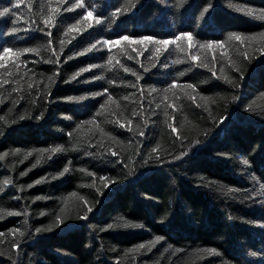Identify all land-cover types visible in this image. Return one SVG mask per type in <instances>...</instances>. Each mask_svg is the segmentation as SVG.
Listing matches in <instances>:
<instances>
[{
    "label": "trees",
    "instance_id": "trees-1",
    "mask_svg": "<svg viewBox=\"0 0 264 264\" xmlns=\"http://www.w3.org/2000/svg\"><path fill=\"white\" fill-rule=\"evenodd\" d=\"M0 12V264H264V0Z\"/></svg>",
    "mask_w": 264,
    "mask_h": 264
},
{
    "label": "snow or ice",
    "instance_id": "snow-or-ice-1",
    "mask_svg": "<svg viewBox=\"0 0 264 264\" xmlns=\"http://www.w3.org/2000/svg\"><path fill=\"white\" fill-rule=\"evenodd\" d=\"M76 7H80V6H82V5H80V4H77V5H75ZM69 11L70 10H72L71 8H69L68 9ZM7 11V10H6ZM243 11H245V13L247 14V15H253L254 13H253V10L252 9H244ZM6 13L5 12H0V16H3V15H5ZM88 16H92V13L91 12H88V14H87ZM255 15H256V17L258 18V19H261V20H264V12H261V13H255ZM51 16H49L46 20H45V26H47L50 22H51ZM97 22H99V21H97ZM49 35H51V32H49L48 33ZM185 38H187L188 40H191V36L190 35H186V37ZM233 39H235V40H237V41H239V40H241L242 38H241V36H239V35H234L233 37H232ZM123 39H125V40H128L129 38L128 37H123ZM157 43H161V44H165V45H167V44H169V43H171V41H168V40H164V41H157ZM209 47H211V45H208ZM201 47H204V45H201ZM4 51V53L5 54H11V50L10 49H4L3 50ZM23 51H25V52H29V51H36L35 49H25V50H23ZM17 57L20 55V53H16L15 54ZM0 67H4V65H0ZM126 71H127V69H125ZM76 75L78 76L79 75V73H76ZM73 79H75V76L73 77ZM29 86H31V85H29ZM189 87H191L190 85H189ZM173 130H175V129H173ZM60 149H53L52 151H59ZM29 155H30V153H29ZM0 158H2V157H0ZM177 159H179V157H177ZM37 163H39V160L37 161ZM68 171V169L67 168H65L64 169V172H67ZM89 211H91V209H89ZM8 215H19V213H12V212H9V213H7ZM141 247H144L143 245H141Z\"/></svg>",
    "mask_w": 264,
    "mask_h": 264
}]
</instances>
